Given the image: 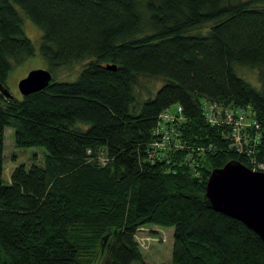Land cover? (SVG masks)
Wrapping results in <instances>:
<instances>
[{"label": "trees", "instance_id": "1", "mask_svg": "<svg viewBox=\"0 0 264 264\" xmlns=\"http://www.w3.org/2000/svg\"><path fill=\"white\" fill-rule=\"evenodd\" d=\"M18 7L53 79L22 99L0 89V264H144L149 225L175 228L173 264H264L261 236L205 199L214 168L264 165V0H0L5 88L37 52ZM7 127L46 148L9 183Z\"/></svg>", "mask_w": 264, "mask_h": 264}, {"label": "rangeland", "instance_id": "2", "mask_svg": "<svg viewBox=\"0 0 264 264\" xmlns=\"http://www.w3.org/2000/svg\"><path fill=\"white\" fill-rule=\"evenodd\" d=\"M19 12L24 18V29L27 36L35 43L37 52L34 56L27 58L24 62L16 65L9 73L7 79V88L16 99H22L24 95L19 90V82L26 77L33 69H47L48 63L39 52L40 39L43 31L34 22L25 16L24 11L18 7ZM83 63H76L73 66L61 68L57 71V79H74L82 69ZM241 74L249 80H255V73L248 69H241ZM160 85V81H154ZM258 85L257 81H251ZM155 88L156 86H153ZM173 113V112H172ZM5 170L3 174L4 182H11V175L14 169L24 165L30 169L33 164L45 166L46 148L38 147H18L15 143L14 129L7 127L5 130ZM253 169V168H252ZM256 170V169H255ZM259 170V169H257ZM261 170V169H260ZM262 171H264L262 169ZM174 227H161L158 225L144 226L138 229L136 239L140 245V251L144 259V264H173V246H174ZM103 254L96 264H104ZM133 264H141L134 262Z\"/></svg>", "mask_w": 264, "mask_h": 264}, {"label": "water", "instance_id": "3", "mask_svg": "<svg viewBox=\"0 0 264 264\" xmlns=\"http://www.w3.org/2000/svg\"><path fill=\"white\" fill-rule=\"evenodd\" d=\"M107 67L117 68L115 64ZM52 79L50 70L33 69L20 80L19 90L28 96L46 88ZM0 89L13 98L8 88L0 85ZM205 199L211 208L241 220L264 240V171L230 160L210 172Z\"/></svg>", "mask_w": 264, "mask_h": 264}, {"label": "built area", "instance_id": "4", "mask_svg": "<svg viewBox=\"0 0 264 264\" xmlns=\"http://www.w3.org/2000/svg\"><path fill=\"white\" fill-rule=\"evenodd\" d=\"M178 111L181 112L182 111V108L179 107L178 108ZM243 113L239 117L237 116L239 118V120L237 121V123H235L236 125L238 124L237 126L239 127V129H238V131L236 133V138L238 140L241 139V130H240V128H241L242 123H243V122H241V120L242 121H245L246 120V117H245L246 116V112H243ZM162 116H163V119L165 121H170V120H173V119L176 118L175 117L176 114L171 113L170 111L164 112ZM179 117H181V116H179ZM171 141H172L171 134L163 133L162 134V139L156 141L154 143V147H155L156 150L157 149H161V150L164 149L165 150L166 148L170 147ZM259 169H263L264 170V165H259Z\"/></svg>", "mask_w": 264, "mask_h": 264}]
</instances>
